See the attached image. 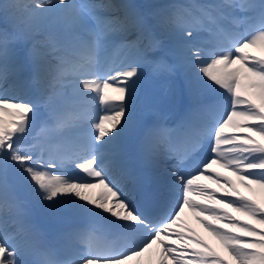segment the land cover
Masks as SVG:
<instances>
[{
	"label": "snow or ice",
	"instance_id": "1",
	"mask_svg": "<svg viewBox=\"0 0 264 264\" xmlns=\"http://www.w3.org/2000/svg\"><path fill=\"white\" fill-rule=\"evenodd\" d=\"M198 7L213 23L233 8L249 14L242 31L218 29L202 43L193 32L199 21L192 24L180 4L148 13L113 0H0V264H127L154 244L159 264H264V203L240 191L264 192V0ZM53 14L71 26L59 41L72 59L58 57L55 68L49 55L56 44L40 25ZM108 46L127 50L119 66L97 61ZM54 85L70 92L42 120L45 128L52 118L64 128V111L78 108L57 151L30 139ZM205 92L221 98L222 112L204 101ZM165 109L175 113L174 128ZM133 127L138 136L125 142ZM166 137L183 150L162 146ZM18 182L48 213L87 215L133 235L108 250L91 231L80 232L69 252L28 219ZM95 188L103 191L90 197ZM185 209L230 259L183 223Z\"/></svg>",
	"mask_w": 264,
	"mask_h": 264
},
{
	"label": "bare ground",
	"instance_id": "2",
	"mask_svg": "<svg viewBox=\"0 0 264 264\" xmlns=\"http://www.w3.org/2000/svg\"><path fill=\"white\" fill-rule=\"evenodd\" d=\"M234 12V9H231L230 10V15L228 16V18H223L224 21H228V20H231V21H235V17L236 15L233 13ZM71 27V26H70ZM68 28V27H67ZM68 32L61 29L60 31V34L63 36L65 34H67ZM60 38V37H59ZM57 42V41H56ZM112 47V46H108L106 47L105 49L106 50H109V48ZM113 49V48H111ZM117 52L120 53L122 49H119L117 48ZM128 54V53H127ZM125 54V56L127 55ZM55 57H56V60L60 63V61L57 59L58 57H64L66 61H71L72 59V55L70 53V51H68L67 49H65L64 47L60 48V46H58L56 48V53H55ZM125 58V57H124ZM55 64V62L53 63ZM71 78L70 75L66 76L65 79H63L65 82H67L69 79ZM54 88H55V93L58 94L59 90L62 89L61 87L59 86H56L54 85ZM56 96V95H55ZM212 96V97H211ZM209 96L210 98L208 100H204L208 105H210L213 110L214 108H217L219 111L222 112V109H220V101H221V98L219 96H215V95H211ZM56 101L58 100H54V96L52 97L51 100H49L47 97L45 98V102L43 103L45 109L47 110V112L45 113H48V112H53L54 109L58 108V106H56ZM70 109L72 110H78V108L74 109L72 107H69ZM68 108V109H69ZM166 112L168 111V109L165 110ZM216 111V110H214ZM157 120V117L153 116L151 118V122L152 123H155ZM169 120L167 119V122ZM166 122V123H167ZM75 125L70 122L66 125V127L64 128V130L62 132L59 131V129L55 130V131H47V130H44V131H41L42 133V136H44L45 138H48V139H52L50 141H54V142H57V145H62L61 141L62 139L65 137V134L67 133V131L69 132L72 128H74ZM138 133L139 134V131L137 128L133 127L131 128L127 133H125V136H124V141L125 142H128L129 139L131 138L132 134L133 133ZM169 141H168V137L164 138L163 142H162V146L163 145H166L168 144ZM161 167H164V165H161ZM218 171H221V172H224L225 175L227 176H231V178L233 180H235L236 178L234 176H232L231 172H225V170L223 169H217ZM205 183H208L210 186H214L215 188H217V185L216 184H213L211 183V181H204ZM212 188V187H211ZM103 191V189L101 188H95V189H89L87 190V194L90 196V197H96L98 196L101 192ZM240 191L242 194L246 195V196H249L250 198L252 199H255L257 200V202L259 203H264V192L260 191L259 189H255L254 191H249L248 189H245L243 187H240ZM35 208H37L40 212H42V216L41 218L39 219V221H49L51 220L52 221V225L51 227H56L60 224V223H66L69 221L70 217L74 214V217H73V220L74 219H83L85 218L87 215H82V214H78V213H70V212H65V211H60V212H57L56 214H51V213H48L46 212L44 209H42L40 207V205L36 202V200H34V204L33 205H30V209L32 212H36L35 211ZM233 212V211H232ZM233 214V213H232ZM234 215H237L239 216L240 219H242V221L244 220H247L248 218L246 216H244L243 214L241 213H237L235 212ZM182 216V221L185 223V225L188 227V228H191V225H195L197 228H200V233L202 234L203 233V236H204V231L207 232V230H205V227L203 225H201L200 223L197 222L196 220V217H195V214L192 213L191 211H189L188 209H185L184 213L181 214ZM90 218V216H89ZM91 218H94V217H91ZM28 219L31 221H33L35 218H32L29 214H28ZM101 222H103L102 220H99ZM252 222V221H251ZM250 223V221H249ZM253 223V222H252ZM258 226V225H257ZM70 227H73V225H71ZM68 229H71V228H68ZM73 230V229H72ZM122 232H127V231H124V230H121ZM80 232L81 231V228H80ZM194 233V232H193ZM209 234V233H208ZM206 234V235H208ZM130 235H133V234H130ZM211 236V237H210ZM210 238L213 239L214 236L212 234H210ZM204 239H205V236H204ZM210 241V240H209ZM218 241V240H217ZM218 243V242H217ZM161 260V256H160V252H159V247L157 245H153L152 248L146 250L141 256H138V257H134L132 258L130 261L127 262V264H159V261ZM168 264H172V261L168 259ZM121 264H126V262H121Z\"/></svg>",
	"mask_w": 264,
	"mask_h": 264
},
{
	"label": "rangeland",
	"instance_id": "3",
	"mask_svg": "<svg viewBox=\"0 0 264 264\" xmlns=\"http://www.w3.org/2000/svg\"><path fill=\"white\" fill-rule=\"evenodd\" d=\"M116 1H120V2H116ZM140 1L143 3L144 8H145L146 12H148V13L163 12L164 10H166L167 6L172 5V4H170V2L173 3L172 0H140ZM54 2H55V0H54ZM71 2L79 3V2H84V0H71ZM94 2H101V0H94ZM113 2L126 3V0H113ZM182 2L184 4H186V6L189 7V10H190L191 13H192L191 9L195 10V8H196L195 7V0H193V3H191V2H189L187 0H182ZM218 2H221V0H209L208 4L218 3ZM236 2H240V0H236ZM196 12H198L197 9H196ZM234 12H235L234 14H236L235 20L237 22L236 23L237 28H240V26H242L241 28H243L244 27L245 18H242V16L240 15V12L247 13L248 11L246 9L234 8ZM152 19L155 20V17H152ZM192 24H196V23H192ZM40 25H41V29L44 32V34L52 36L53 37V43L56 44L55 49L54 50H50V55H49V60L52 63L53 67L55 68L57 65L60 64L56 60V57H55L56 48L58 46H60V48L63 47L62 42L59 41V37L62 36L60 34V31H61V29H63V30H65V31H67L69 33L70 30H71V27H70V25L65 23L64 19L61 16H58V15H55V14L43 17L41 19V21H40ZM193 32H194V36L196 37V39L198 41L202 42V43L205 42V41H209L210 38H211V35H208L207 33H205V31L203 29H201L200 27L199 28H193ZM200 37H202V39H200ZM164 38H165V40H167L166 36ZM28 46L30 47L31 45L29 44ZM110 48H112V47H110ZM256 54L259 55L261 53L256 52ZM54 62H55V64H53ZM68 66L69 65H67V67ZM66 76H68V75H65L63 77V79H65ZM150 85H151V83H150ZM69 92H70V89H66V88H62V89L59 90L58 94H56V96H54V100H58V101H56V106H59V107L61 105L63 106V97ZM210 94L216 95L213 92H205L203 94V99L207 98V96L208 97L211 96ZM40 110L47 111V110H45V107H44L43 103L40 106ZM64 128H60L59 131L62 132L64 130ZM56 149H58V148H55V150ZM203 183H205V182L203 181ZM206 184H208V183H206ZM209 187L210 188L211 187L215 188L212 185L211 186L209 185ZM93 198H95V197H93ZM27 199H28L27 197L23 198L24 201H26ZM32 199H33V196L31 198V201H32ZM30 203L31 202H27L26 201V204H30ZM228 211L233 213L232 215L234 217H239L237 215H234L235 212H232V209H228ZM38 216H40V213H38ZM73 216H74V214H73ZM240 220L242 221V219H240ZM250 223H252V222L250 221ZM257 227H259V225ZM191 229L193 230L195 235H197L200 239H202L205 243H207L221 257H223L225 259H230V257H228V254H227L226 250L223 248V246L221 245V243L219 241H217V239L215 237L213 239L210 238L211 237L210 236V234H211L210 231H208V230H207V232L204 231V236H205V239H204L203 233L202 234L200 233V228H197L195 225H191ZM206 234H208V235H206ZM167 264H168V262H167Z\"/></svg>",
	"mask_w": 264,
	"mask_h": 264
},
{
	"label": "water",
	"instance_id": "4",
	"mask_svg": "<svg viewBox=\"0 0 264 264\" xmlns=\"http://www.w3.org/2000/svg\"><path fill=\"white\" fill-rule=\"evenodd\" d=\"M37 124H38V123H37V122H35V123H34V125H33V128H35V127L37 126Z\"/></svg>",
	"mask_w": 264,
	"mask_h": 264
}]
</instances>
